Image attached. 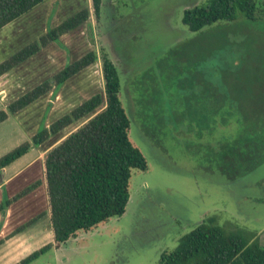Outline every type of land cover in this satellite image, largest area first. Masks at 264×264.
<instances>
[{
  "label": "rangeland",
  "instance_id": "rangeland-1",
  "mask_svg": "<svg viewBox=\"0 0 264 264\" xmlns=\"http://www.w3.org/2000/svg\"><path fill=\"white\" fill-rule=\"evenodd\" d=\"M207 1L102 0L96 20L91 0H46L0 33L2 62L37 40L36 34L88 8L83 25L4 78L7 95L28 92L89 51L99 57L103 52L119 75L128 137L147 162L146 171L132 170L123 216L79 233L30 264H158L163 251L208 219L246 240L264 232V158L251 171L234 174L215 150L220 140L251 126L264 142V0H255L253 20L240 16L189 31L183 11ZM84 70L0 124V157L30 141L50 118L53 123L103 95L98 61ZM85 121L51 136L26 161L36 153L44 156Z\"/></svg>",
  "mask_w": 264,
  "mask_h": 264
},
{
  "label": "trees",
  "instance_id": "trees-1",
  "mask_svg": "<svg viewBox=\"0 0 264 264\" xmlns=\"http://www.w3.org/2000/svg\"><path fill=\"white\" fill-rule=\"evenodd\" d=\"M46 0H0V30ZM102 0H91L96 20L99 19ZM255 0H208L185 9L182 24L191 32L232 22L240 16L255 19ZM89 18L84 8L56 27L49 29L37 40L29 43L0 62V78L21 65L41 49L59 39ZM100 61L103 95L96 94L74 107L48 127L39 129L30 139L0 157V171L21 159L32 148L46 142L66 128L86 118L75 131L67 135L43 156V176L49 207L54 244H64L81 232H88L110 218L124 215L129 202V183L133 169L147 170V162L139 149L130 141V121L120 100V79L113 62L105 53L99 57L89 51L68 63L51 79L42 82L0 110V124L24 110L81 71ZM222 125H227L225 121ZM231 139L216 144V155L234 174L251 171L264 158V142L256 139L253 127L245 128ZM41 184L37 180L0 204L3 211L12 202L27 195ZM17 228L19 232L35 219ZM53 249V244L34 251L16 264H30ZM158 264H264V247L228 233L213 220H204L187 234L177 246L159 255Z\"/></svg>",
  "mask_w": 264,
  "mask_h": 264
},
{
  "label": "crops",
  "instance_id": "crops-1",
  "mask_svg": "<svg viewBox=\"0 0 264 264\" xmlns=\"http://www.w3.org/2000/svg\"><path fill=\"white\" fill-rule=\"evenodd\" d=\"M34 9H32L31 11H33ZM16 21L17 20L13 21L9 25L15 23ZM9 25L2 28L0 30V33L6 31L9 28ZM40 35L41 34H36L34 38L38 36L40 37ZM46 49L47 47L43 48L37 54L32 56L30 59H28L21 65L14 68L12 71L19 69V67L24 66L25 64L31 62L33 59H37V57H39V54L45 51ZM69 62H72V60H69ZM66 65L67 62L62 66L61 69H63ZM98 65H101L100 61H98ZM87 70H89V67H87L84 72ZM12 71L0 78V110H4L9 103L24 94L22 93L21 95L16 96L14 98L8 97V86L4 84L7 80H5L4 82V78L10 75ZM80 73H83V71ZM79 74L75 75L68 81H72V79H74ZM67 82H65L63 86L66 85ZM41 99H38L37 101L32 103L30 106L22 110V112L26 111L30 107L40 104L42 101ZM74 107L69 109L68 112ZM51 123L52 118H50V122H46L44 127H48ZM41 146L42 144L37 148H40ZM34 149L35 148L31 149L30 151H33ZM29 152L24 155L21 159L14 162L12 165L0 171V204H2L6 199H11L22 189L40 179L39 176L43 169V164L41 161L43 152L40 154L36 153L35 156L29 158V160L26 161L25 158H27ZM33 168H35V171L32 172V174L30 175L31 178L24 177L23 179L19 180L23 175H25V173H28ZM40 181L41 184L36 189L31 191L27 195L21 197L20 199L12 202L3 211H0V264H16L28 255H30L32 252L37 251L48 244H53V249L48 251L52 252L57 250V247H61V245H65L67 243L66 242L64 244H54L53 242V233L50 224L46 185L43 178H41ZM20 182L22 183L20 184ZM37 216L39 217L35 219V221H33L29 226L25 227L19 232L14 233L17 228L23 226L28 221L34 219ZM250 240H257L259 244L264 247V232L260 233L257 236H253Z\"/></svg>",
  "mask_w": 264,
  "mask_h": 264
}]
</instances>
